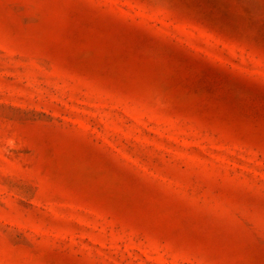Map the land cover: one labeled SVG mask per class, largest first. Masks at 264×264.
<instances>
[{
  "label": "rangeland",
  "instance_id": "obj_1",
  "mask_svg": "<svg viewBox=\"0 0 264 264\" xmlns=\"http://www.w3.org/2000/svg\"><path fill=\"white\" fill-rule=\"evenodd\" d=\"M0 264H264V0H0Z\"/></svg>",
  "mask_w": 264,
  "mask_h": 264
}]
</instances>
